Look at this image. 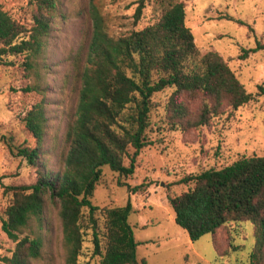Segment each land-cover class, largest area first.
<instances>
[{"label":"trees","instance_id":"trees-1","mask_svg":"<svg viewBox=\"0 0 264 264\" xmlns=\"http://www.w3.org/2000/svg\"><path fill=\"white\" fill-rule=\"evenodd\" d=\"M30 3L35 9L29 28L0 5V65L11 63L8 57L22 56L30 81L23 91L45 95L50 73L48 41L58 0ZM143 7L141 1L135 21ZM89 16L91 26L78 57L77 103L58 153V171L47 173L40 163L47 120L44 101L20 118L36 140L35 147H13L12 137L0 136L11 156L37 169L33 184L3 189L11 199L2 211L0 228L14 248L9 257L0 258V264H30L42 258L48 205L56 208L60 223L63 264H78L88 234L92 256L100 258L99 264H147L136 255L137 242L128 222L130 201L117 207L92 203L102 167L125 178L134 173L140 151L152 145L147 136L152 98L165 89H172L164 106L165 124L183 134L207 127L254 99L220 55L200 53L185 25L183 2H169L153 24L118 38L109 36L94 0ZM257 51H264V42L242 50L240 58ZM256 96H264L262 85ZM180 183L193 187L169 197L168 203L174 222L192 242L210 234L216 253L226 256L237 247L229 240L220 250L218 234L231 223L249 222L254 245L244 264H264V155L243 156L220 169L186 176Z\"/></svg>","mask_w":264,"mask_h":264},{"label":"rangeland","instance_id":"rangeland-1","mask_svg":"<svg viewBox=\"0 0 264 264\" xmlns=\"http://www.w3.org/2000/svg\"><path fill=\"white\" fill-rule=\"evenodd\" d=\"M90 1L58 0L48 41L50 73L45 95L23 91L30 81L23 71L22 56L8 57L6 60L11 63L0 65V136L12 137L13 147H35L36 140L20 118L34 104L44 101L47 120L40 163L50 174L58 171V153L75 112L77 71L81 66L78 57L91 26ZM141 1L144 7L140 19L135 21V10ZM176 1L184 4L185 25L200 53L220 55L254 99L215 118L207 127L183 134L170 131L165 124L164 106L172 89L155 94L147 130L152 145L140 151L134 173L129 177L103 166L92 203L98 207H117L130 201L132 214L128 222L137 242L136 255L147 264H244L254 245L249 222L231 223L218 234L220 250L229 240L237 247L228 255L219 256L210 234L192 242L174 222L168 198L193 187L180 183L186 176L220 169L243 156L264 155V96H256L257 87H264V51L240 58L242 50L264 42V0H94V3L104 17L109 36L118 38L153 24L167 4ZM0 5L26 27L33 25L35 8L30 0H0ZM124 164L128 165V160ZM36 180L37 169L23 158L11 156L0 141V217L11 199L10 193H4L3 189L33 184ZM45 220L44 253L30 264H63L60 223L52 205L45 210ZM97 220L103 229V218L98 215ZM91 239L90 234L86 235L78 264H99L100 258L92 256ZM13 248L14 243L0 228V258L9 257Z\"/></svg>","mask_w":264,"mask_h":264}]
</instances>
